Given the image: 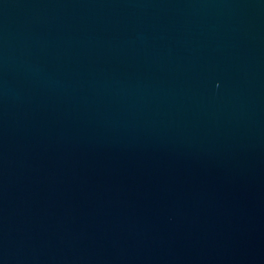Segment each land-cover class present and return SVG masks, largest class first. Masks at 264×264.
Segmentation results:
<instances>
[{
    "label": "water",
    "instance_id": "obj_1",
    "mask_svg": "<svg viewBox=\"0 0 264 264\" xmlns=\"http://www.w3.org/2000/svg\"><path fill=\"white\" fill-rule=\"evenodd\" d=\"M0 264H264V0H0Z\"/></svg>",
    "mask_w": 264,
    "mask_h": 264
}]
</instances>
